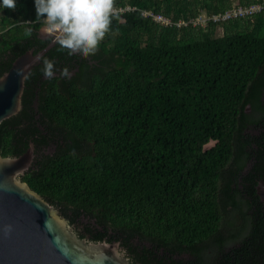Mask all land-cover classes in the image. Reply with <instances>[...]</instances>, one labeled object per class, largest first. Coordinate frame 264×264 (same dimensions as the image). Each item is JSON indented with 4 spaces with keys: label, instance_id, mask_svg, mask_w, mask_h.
<instances>
[{
    "label": "trees",
    "instance_id": "obj_1",
    "mask_svg": "<svg viewBox=\"0 0 264 264\" xmlns=\"http://www.w3.org/2000/svg\"><path fill=\"white\" fill-rule=\"evenodd\" d=\"M263 1L113 0L112 10H136L111 13L94 54L69 56L57 41L43 53L21 110L0 124V155L18 157L31 143L21 180L81 223V238L119 242L143 264H264ZM257 3L263 10L250 18L183 26ZM42 27L33 0L0 11V76L50 45ZM44 58L55 63L52 78ZM73 62L80 71L62 78Z\"/></svg>",
    "mask_w": 264,
    "mask_h": 264
},
{
    "label": "water",
    "instance_id": "obj_2",
    "mask_svg": "<svg viewBox=\"0 0 264 264\" xmlns=\"http://www.w3.org/2000/svg\"><path fill=\"white\" fill-rule=\"evenodd\" d=\"M41 38L50 37L42 27ZM17 57L0 76V124L21 110L24 84L44 52ZM30 143L18 157L0 155V264H131L118 242H92L78 236L60 212L21 180L34 160ZM256 194L264 204V182ZM81 228V223H76Z\"/></svg>",
    "mask_w": 264,
    "mask_h": 264
},
{
    "label": "clouds",
    "instance_id": "obj_3",
    "mask_svg": "<svg viewBox=\"0 0 264 264\" xmlns=\"http://www.w3.org/2000/svg\"><path fill=\"white\" fill-rule=\"evenodd\" d=\"M36 19L48 34L57 37L61 51L69 56L87 57L98 50L110 30L113 0H33ZM17 0H0V11L15 9ZM25 24L30 21L25 20ZM31 33V27L26 29ZM42 72L46 78L56 75L54 61L44 58ZM68 69L61 77H69Z\"/></svg>",
    "mask_w": 264,
    "mask_h": 264
},
{
    "label": "built area",
    "instance_id": "obj_4",
    "mask_svg": "<svg viewBox=\"0 0 264 264\" xmlns=\"http://www.w3.org/2000/svg\"><path fill=\"white\" fill-rule=\"evenodd\" d=\"M263 3L252 4L249 6H234L223 13L211 16H206L202 14L189 19L187 22L183 23V26L191 25L193 27H206L209 24H217L240 18H250L263 10ZM135 10L136 8L134 7H126L124 9H121L120 11L112 10L111 13H123L124 11ZM140 14L144 18H151L154 22L159 23L163 26H171L172 24L170 19L163 17L161 14L153 13L151 11H140ZM176 25L181 26L182 23L178 22Z\"/></svg>",
    "mask_w": 264,
    "mask_h": 264
},
{
    "label": "flooded vegetation",
    "instance_id": "obj_5",
    "mask_svg": "<svg viewBox=\"0 0 264 264\" xmlns=\"http://www.w3.org/2000/svg\"><path fill=\"white\" fill-rule=\"evenodd\" d=\"M40 36V38L42 37L41 35H39ZM45 39V38H44ZM87 63L89 64V66L90 67H92V65H94V63H93V61H91V60H88L87 61ZM62 71V70H61ZM69 71V77H67V78H72V77H74L80 70H79V63L77 64L76 62H73L72 63V66L70 67V69L68 70ZM44 147V154L45 155H47V154H51L52 153V151H54V149H55V146L53 145V144H51V145H46V146H43ZM248 169H249V164L247 165V167L242 171L243 172V174H246L247 173V171H248ZM27 173V172H26ZM23 176V175H22ZM21 176V177H22ZM20 177V178H21ZM241 187V186H240ZM263 206H264V204H263ZM72 227H73V229L75 230V232H76V234L78 235V236H82V235H84V233H83V226L81 225V228L79 229V228H77V227H75V226H77L76 225V223L75 224H70ZM83 237H85V238H88L89 239V237L88 236H83ZM90 240V239H89ZM103 242V241H102ZM119 243V242H118ZM146 245H147V247L148 248H150V245H148L147 243H146ZM119 247H121L122 248V250L124 251V254H125V257L128 259V261L131 263V264H143V263H141L140 262V260H138V256L136 255V254H134V257H132V255L130 254V252H128L127 251V249H125L120 243H119ZM185 259H189V261H198V260H194L192 257H190V256H188V255H184L183 256Z\"/></svg>",
    "mask_w": 264,
    "mask_h": 264
},
{
    "label": "rangeland",
    "instance_id": "obj_6",
    "mask_svg": "<svg viewBox=\"0 0 264 264\" xmlns=\"http://www.w3.org/2000/svg\"><path fill=\"white\" fill-rule=\"evenodd\" d=\"M115 11H120V9L119 10H115ZM112 12V11H111ZM50 35V37H52V38H57L55 35H52V34H49Z\"/></svg>",
    "mask_w": 264,
    "mask_h": 264
}]
</instances>
